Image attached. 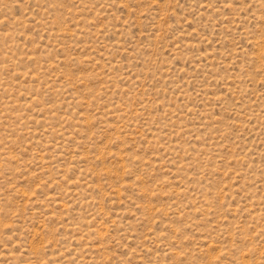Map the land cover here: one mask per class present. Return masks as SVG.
Wrapping results in <instances>:
<instances>
[{"label": "rangeland", "instance_id": "rangeland-1", "mask_svg": "<svg viewBox=\"0 0 264 264\" xmlns=\"http://www.w3.org/2000/svg\"><path fill=\"white\" fill-rule=\"evenodd\" d=\"M0 264H264V0H0Z\"/></svg>", "mask_w": 264, "mask_h": 264}]
</instances>
